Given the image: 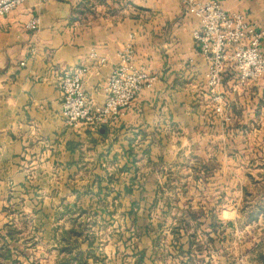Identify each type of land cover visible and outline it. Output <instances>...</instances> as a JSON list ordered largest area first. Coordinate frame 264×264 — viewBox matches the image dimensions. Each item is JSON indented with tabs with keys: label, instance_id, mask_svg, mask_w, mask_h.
<instances>
[{
	"label": "crops",
	"instance_id": "crops-1",
	"mask_svg": "<svg viewBox=\"0 0 264 264\" xmlns=\"http://www.w3.org/2000/svg\"><path fill=\"white\" fill-rule=\"evenodd\" d=\"M218 1L264 28V0ZM36 16L39 29L27 30ZM197 24L182 0H26L0 16V230L9 224L21 232L0 236V249L7 240L18 247L0 264H60L67 247L90 264H134L142 250L148 264L157 232L169 243L188 242V232L176 230L183 212L218 211L217 224L206 219V228L233 224L224 218L225 164L237 144L264 169V77L242 80L228 70L219 88L223 112H215L209 61L192 37ZM128 46L136 65L157 77L154 85L117 122L68 126L62 77L86 68V93L102 104ZM104 225L111 230L102 236ZM25 228L35 235L24 237ZM40 244L50 250L38 254Z\"/></svg>",
	"mask_w": 264,
	"mask_h": 264
},
{
	"label": "built area",
	"instance_id": "built-area-1",
	"mask_svg": "<svg viewBox=\"0 0 264 264\" xmlns=\"http://www.w3.org/2000/svg\"><path fill=\"white\" fill-rule=\"evenodd\" d=\"M193 12L197 26L192 37L199 54L209 61L206 84L212 95L214 110L223 112L224 95L219 92L224 74L235 70L242 80H259L264 77V53L261 49L264 28L247 22L236 12H228L218 0H182ZM26 0H0V16H7ZM40 17L32 18L27 24L29 31L38 30ZM92 56H96L95 53ZM101 63L105 58L100 59ZM24 64V63H22ZM86 68L66 73L60 82L62 113L68 126L83 124L97 128L117 122L128 110L137 95L152 87L157 77L145 67L134 62V49L128 46L119 53V63L112 69L106 84V97L102 104H95L84 88Z\"/></svg>",
	"mask_w": 264,
	"mask_h": 264
},
{
	"label": "rangeland",
	"instance_id": "rangeland-1",
	"mask_svg": "<svg viewBox=\"0 0 264 264\" xmlns=\"http://www.w3.org/2000/svg\"><path fill=\"white\" fill-rule=\"evenodd\" d=\"M252 137L260 138L258 135ZM243 150V147L235 144L228 153L229 163L225 164L230 172V179L226 182L229 195L226 201L228 212L225 213L224 218L225 220L230 218L233 224L226 226L224 231L217 225L206 228L204 226L206 219L216 223L218 211L209 214L208 217L200 209L192 214L183 212L180 218L184 228L177 234L187 235L188 232V242L169 243L166 236L158 235L157 232L153 248L154 258L148 264H264V259H262L264 257V178L254 180L246 177L248 172L256 175L264 172V169L256 163H250L256 153ZM261 157H264V150L261 152ZM243 188L249 194L244 191L241 194L240 190ZM110 214L111 212H107L106 218ZM27 228L22 230L24 237L29 236L30 232L33 233V229L28 230ZM203 229L213 231L214 237H210L209 233L202 231ZM106 230L111 229L104 225L102 236L108 234ZM223 233H225L224 236ZM123 234L126 235L120 228L118 233L120 239L124 236ZM203 235L207 236V242L202 237ZM39 246L38 254L43 252L46 254V251L50 250L48 245L40 244ZM139 252H135L136 256ZM137 258L138 256L135 257L134 264ZM121 261L119 260V264ZM33 264H50V259L47 261L45 259L34 260ZM126 264H131V262L128 261Z\"/></svg>",
	"mask_w": 264,
	"mask_h": 264
},
{
	"label": "trees",
	"instance_id": "trees-1",
	"mask_svg": "<svg viewBox=\"0 0 264 264\" xmlns=\"http://www.w3.org/2000/svg\"><path fill=\"white\" fill-rule=\"evenodd\" d=\"M190 214H192V213L190 212ZM183 228H184V226H182V222L180 221L179 226L176 228V230H178V232H180V230H182ZM20 233L21 232L17 227H15L14 225H9V224H7L5 227H3L0 230V236L3 235L4 237H10L11 239H15L14 237L16 235H19ZM17 242H18V239H17ZM190 244H191V242H190ZM14 249L18 251V247L11 245L7 240L5 247L0 249V252H1L0 257H2L3 259H6V260H9V259L12 260L10 258L11 255L9 253H11ZM3 251H5V252H3ZM65 251H67L69 253V256L61 259L60 264H90V262L88 260L89 256H87V258H85V255H84L85 253L83 254L82 252H78V253L72 254V248H69V247H67ZM137 255H138V258H137L135 264H144V258H143L144 251H140L139 254H137ZM262 259H264V257H262Z\"/></svg>",
	"mask_w": 264,
	"mask_h": 264
}]
</instances>
